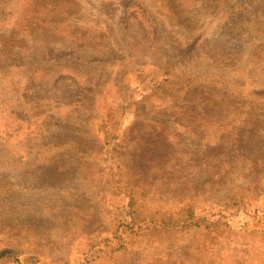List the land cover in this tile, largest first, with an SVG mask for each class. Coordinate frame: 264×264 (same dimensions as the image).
<instances>
[{
  "label": "rangeland",
  "instance_id": "rangeland-1",
  "mask_svg": "<svg viewBox=\"0 0 264 264\" xmlns=\"http://www.w3.org/2000/svg\"><path fill=\"white\" fill-rule=\"evenodd\" d=\"M6 248L264 264V0H0Z\"/></svg>",
  "mask_w": 264,
  "mask_h": 264
},
{
  "label": "trees",
  "instance_id": "trees-1",
  "mask_svg": "<svg viewBox=\"0 0 264 264\" xmlns=\"http://www.w3.org/2000/svg\"><path fill=\"white\" fill-rule=\"evenodd\" d=\"M111 137H114V136L111 135ZM128 185L130 186L132 190V187H134L133 183L130 181ZM128 197H129V201L126 206L127 211L125 213L126 218L121 220L119 225L124 227V229H128V231H130L131 233H134L135 236H142L147 226L145 223H142V224L140 223V221L138 220L139 215L137 211L133 209L135 196L133 195V193H131ZM187 210H189L187 217H181L180 221L178 222H173L174 220H170L169 224L170 225L172 224L173 227H178L180 223L182 226L188 225L193 216L191 205L187 206ZM160 222H163V221L161 220ZM17 253L18 251L13 248H6L3 250H0V259H3V258L13 259L18 264H23L21 259L17 256Z\"/></svg>",
  "mask_w": 264,
  "mask_h": 264
}]
</instances>
